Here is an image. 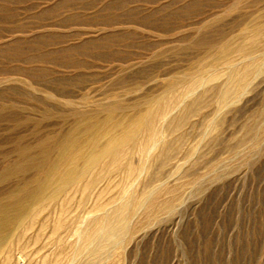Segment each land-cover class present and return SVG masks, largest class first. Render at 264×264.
Returning a JSON list of instances; mask_svg holds the SVG:
<instances>
[{
	"label": "rangeland",
	"instance_id": "374dc122",
	"mask_svg": "<svg viewBox=\"0 0 264 264\" xmlns=\"http://www.w3.org/2000/svg\"><path fill=\"white\" fill-rule=\"evenodd\" d=\"M256 30L262 33L256 54L264 60V0H0V170L16 159L20 142L36 146L69 132L87 115L130 117L170 96L176 102L172 116L184 121L166 131V137L176 132L166 138L167 158L147 161V176L143 172L136 187L141 194L165 182L172 192L159 193L156 202L170 198L171 208H149V221L141 211L117 262L264 264V66L248 91L221 112L215 91L225 77L212 78L228 68L218 58L221 48ZM247 56L241 53L238 62L248 63ZM195 76L208 82L182 99L184 84ZM214 116L217 124L210 129ZM33 174L0 182V198L19 185L35 187ZM119 178L112 177L99 200L112 197ZM74 195L71 214L81 198ZM93 202L95 197L86 208ZM41 216L23 240L28 261L76 241L73 227L51 233L55 213ZM35 235L41 240L34 243ZM56 238L62 240L58 245Z\"/></svg>",
	"mask_w": 264,
	"mask_h": 264
},
{
	"label": "bare ground",
	"instance_id": "6f19581e",
	"mask_svg": "<svg viewBox=\"0 0 264 264\" xmlns=\"http://www.w3.org/2000/svg\"><path fill=\"white\" fill-rule=\"evenodd\" d=\"M259 33L256 30V32L247 33L244 37L230 39L221 48L218 58L222 59L228 68L217 71L212 77L214 79L225 77L223 83L219 84V88L215 91V100L219 112L227 106L234 105L248 91L247 87L253 78L263 71L264 60L260 58L259 54H256L260 51L261 36ZM243 52L250 59L249 62L247 61L248 63L243 64L237 60V56ZM231 55H235V57H230ZM197 76L187 80L181 90L180 97L193 96L199 87L205 86L208 82L206 79ZM203 91L202 94H204ZM202 94L200 98H202ZM141 102L143 103V101ZM175 103L170 96L158 97L150 101L146 107L138 108L139 110L133 115L130 113L132 115L130 117H118V115H114L116 113H107L103 116L102 114L87 115L89 117L76 121L69 132L63 133L53 140L44 138L36 146H29L20 142L15 149L16 159L11 164L1 168L0 182L30 170L34 171L33 175L38 182L33 188L18 184L19 186L7 198H0V264H119L116 260V258H120L118 249L126 243L134 229V226H131L132 220L141 211H146V221H149L153 217V213L148 211L149 208L154 207L158 212L167 211L171 208L170 198L156 202V195L171 191L165 182L154 185L149 190L146 189L145 192L141 190L143 192L141 194L137 192L136 185L138 180L140 181L141 174L148 167L146 162L160 156L166 157L170 151L169 144L171 143H168L166 138L173 135L175 128L177 129L175 126L180 127L178 122L183 118L179 115V118L172 116L176 107ZM185 111L187 114V110ZM186 118L185 120H187ZM216 124V117L214 116L210 119L209 128L214 129ZM170 127H175L174 130L171 129L174 132L166 137L165 133ZM175 139L178 138L175 137ZM188 149L190 150L189 147ZM135 156L139 158L138 163L133 161ZM186 158L188 159V157ZM181 164L175 166L176 173L180 171ZM144 173L147 176V172ZM113 176H120L114 183L116 192L112 197L110 196V199H106L107 201L104 198H101L104 201L99 200L106 192L104 187L113 181ZM78 192H80L81 198H78L77 209L71 214L69 213L70 206L74 204V194ZM92 197L96 198V202L92 203L94 205L91 209H87L88 201ZM45 213L52 216L54 213L56 214L54 216L56 223L53 222L55 227L51 233L57 235L61 229L73 227L76 241L65 251L55 253L53 250V253L44 254L37 260L28 261V256L25 253V242L23 241L25 234ZM67 214L69 217L64 218ZM43 227H45L44 224ZM32 238L35 243L41 237L35 235ZM61 241L60 238H56L54 243L58 245Z\"/></svg>",
	"mask_w": 264,
	"mask_h": 264
}]
</instances>
